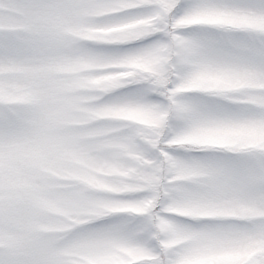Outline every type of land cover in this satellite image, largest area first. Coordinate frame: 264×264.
I'll return each mask as SVG.
<instances>
[{"label": "snow or ice", "instance_id": "obj_1", "mask_svg": "<svg viewBox=\"0 0 264 264\" xmlns=\"http://www.w3.org/2000/svg\"><path fill=\"white\" fill-rule=\"evenodd\" d=\"M0 264H264V0H0Z\"/></svg>", "mask_w": 264, "mask_h": 264}]
</instances>
